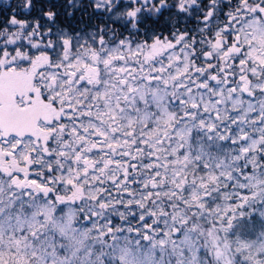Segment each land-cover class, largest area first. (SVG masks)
I'll list each match as a JSON object with an SVG mask.
<instances>
[{
	"label": "snow or ice",
	"instance_id": "snow-or-ice-1",
	"mask_svg": "<svg viewBox=\"0 0 264 264\" xmlns=\"http://www.w3.org/2000/svg\"><path fill=\"white\" fill-rule=\"evenodd\" d=\"M0 264H264V0L0 21Z\"/></svg>",
	"mask_w": 264,
	"mask_h": 264
},
{
	"label": "trees",
	"instance_id": "trees-1",
	"mask_svg": "<svg viewBox=\"0 0 264 264\" xmlns=\"http://www.w3.org/2000/svg\"><path fill=\"white\" fill-rule=\"evenodd\" d=\"M11 2L8 6L5 5L4 3H0V21H4L7 18H9L12 15L13 10L17 9V6L22 2V0L16 2L15 4H13ZM76 15H77V18H75L73 20H65L64 22L68 23V24L75 23L77 26H80V21L78 19L79 13H77ZM33 16H35V13H33ZM19 18H25V17L21 16Z\"/></svg>",
	"mask_w": 264,
	"mask_h": 264
},
{
	"label": "rangeland",
	"instance_id": "rangeland-1",
	"mask_svg": "<svg viewBox=\"0 0 264 264\" xmlns=\"http://www.w3.org/2000/svg\"><path fill=\"white\" fill-rule=\"evenodd\" d=\"M18 1H20V0H0V3H4L5 5L8 6L10 4V2L13 3V4H15Z\"/></svg>",
	"mask_w": 264,
	"mask_h": 264
}]
</instances>
